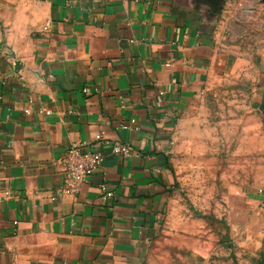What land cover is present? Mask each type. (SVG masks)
Segmentation results:
<instances>
[{
	"label": "crops",
	"instance_id": "crops-1",
	"mask_svg": "<svg viewBox=\"0 0 264 264\" xmlns=\"http://www.w3.org/2000/svg\"><path fill=\"white\" fill-rule=\"evenodd\" d=\"M225 84L257 124L246 163L174 222L173 145ZM97 135L99 169L60 194ZM0 264H264V0H0Z\"/></svg>",
	"mask_w": 264,
	"mask_h": 264
},
{
	"label": "rangeland",
	"instance_id": "rangeland-1",
	"mask_svg": "<svg viewBox=\"0 0 264 264\" xmlns=\"http://www.w3.org/2000/svg\"><path fill=\"white\" fill-rule=\"evenodd\" d=\"M198 113L195 143L180 140L173 145L170 156L174 222L177 209L185 210L186 219L188 215L201 214L194 201L203 203L219 186L213 183L215 174L225 169L241 170L240 165L246 163L243 159L246 158L247 131L257 127L249 118L254 114L248 94L231 84L204 97Z\"/></svg>",
	"mask_w": 264,
	"mask_h": 264
},
{
	"label": "built area",
	"instance_id": "built-area-1",
	"mask_svg": "<svg viewBox=\"0 0 264 264\" xmlns=\"http://www.w3.org/2000/svg\"><path fill=\"white\" fill-rule=\"evenodd\" d=\"M96 143L89 145L85 142L77 143L66 149L60 160L62 166V185L59 189L62 195H75L81 186L99 169L102 162V154L96 149L104 143L101 135L95 137ZM87 147H90L89 149ZM113 155L127 157L130 148L122 143L114 142L110 145ZM101 201L106 202L112 193L108 190L105 180L100 184Z\"/></svg>",
	"mask_w": 264,
	"mask_h": 264
}]
</instances>
